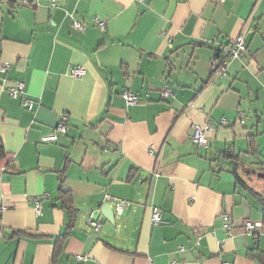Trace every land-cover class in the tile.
<instances>
[{"label":"crops","instance_id":"1","mask_svg":"<svg viewBox=\"0 0 264 264\" xmlns=\"http://www.w3.org/2000/svg\"><path fill=\"white\" fill-rule=\"evenodd\" d=\"M241 34L248 50L216 76L217 47ZM0 61V264H264L249 253L264 251V213L236 178L262 192L242 173L264 170V0H0ZM18 81L34 110L10 95ZM63 115L69 131L43 142ZM61 187L78 216L54 262ZM106 194L127 201L115 223ZM245 219L262 226L248 234Z\"/></svg>","mask_w":264,"mask_h":264},{"label":"built area","instance_id":"2","mask_svg":"<svg viewBox=\"0 0 264 264\" xmlns=\"http://www.w3.org/2000/svg\"><path fill=\"white\" fill-rule=\"evenodd\" d=\"M50 3V7L55 8L60 0H48ZM220 3H223L225 0H218ZM100 28L104 31L106 29V22L105 21H99ZM73 27L84 31L86 29V25L83 24L80 21H74ZM248 50V45L245 40V37L243 34L239 35L231 44H221L219 46L220 54L218 56L213 57L211 61V65L214 68V74L219 77H224L227 75V67L231 60H234L236 58H239L241 54ZM11 69V65L8 62H1L0 61V80H3L4 74L8 73ZM71 73L75 77H83L87 73V68L84 65H74L71 67ZM8 91L10 95L13 98H20L22 100V104L25 108L28 110H33L35 103L34 101L28 97L26 92V85L22 81H18L15 86H11L8 88ZM122 98L124 102L128 106L135 105L139 103V96L136 93H133L129 89H125L122 92ZM172 95V91L170 89H166L163 92V96L165 98H168ZM69 117L67 115H63L61 118V121L56 126L53 133L45 135L42 138L43 142H54L56 141L60 135H64L69 131V124H68ZM209 127V126H208ZM206 129L207 126H200L195 125L194 126V139L196 142H198L201 145H206ZM245 156L251 157L250 154H246ZM106 200L108 202H112L115 204V214L122 215L126 205L127 201L123 199H118L116 197H113L110 194H106ZM34 208L36 211V214L39 216L42 212V204L39 199H36L34 201ZM152 223L153 225H161L166 223L167 221L164 218L163 210L159 206H153L152 207V213H151ZM89 225L97 232H99L102 229L103 226V220L100 218H97L95 213L92 212L88 218ZM243 228L248 234H253L255 229L257 227L262 226V223L253 222L250 219H245L243 222ZM226 230L229 235L234 233L238 227H235L233 225H226ZM200 239L197 241V244H200ZM184 247H180V250H183ZM76 258L81 261H86L89 259L88 254H78L76 255Z\"/></svg>","mask_w":264,"mask_h":264},{"label":"trees","instance_id":"3","mask_svg":"<svg viewBox=\"0 0 264 264\" xmlns=\"http://www.w3.org/2000/svg\"><path fill=\"white\" fill-rule=\"evenodd\" d=\"M219 54H220V51H219V46H218L217 47V54L215 56H218ZM26 92H27V89H26ZM27 95H28V93H27ZM28 97L31 98L29 95H28ZM14 99H19L21 101V104H22V100L20 98H14ZM34 103H35V101H34ZM22 106H23V104H22ZM34 108H35V106H34ZM29 111H32V110H29ZM252 144H253V147H254V143L253 142H252ZM3 153H4V147L0 143V156ZM253 153H254V151L251 150V153H247V154H250L252 156ZM257 170L258 171H263V168H260V169H257ZM236 178H237L238 183L239 184H242L244 186V188L247 191H249L253 195V197L259 202V204L262 207V211L264 213V194L262 192L257 191L255 188L249 186L246 181H243V179L240 177V175L236 174ZM59 194H60V196H59L60 200L62 201L64 207L68 210V213L70 215V221H69V223L67 225L66 231L61 236H59V237L56 238L55 251H54V256H53V261L54 262L57 261V257L62 252L63 243L70 236L71 231L74 228L75 218H77V216H78V209H76V207L74 205V200H73V194H72V192L69 191V190H65V189H63V187H61ZM249 253H250V255L253 258H256V259H258V260H260L261 262L264 263V251H262L260 249H250Z\"/></svg>","mask_w":264,"mask_h":264},{"label":"water","instance_id":"4","mask_svg":"<svg viewBox=\"0 0 264 264\" xmlns=\"http://www.w3.org/2000/svg\"><path fill=\"white\" fill-rule=\"evenodd\" d=\"M249 173L256 174L258 177L264 179V171H258L257 169H250L247 170ZM103 212L105 213L106 217L112 222L115 223V217L116 214L113 211L112 205L111 204H106L104 205Z\"/></svg>","mask_w":264,"mask_h":264},{"label":"rangeland","instance_id":"5","mask_svg":"<svg viewBox=\"0 0 264 264\" xmlns=\"http://www.w3.org/2000/svg\"><path fill=\"white\" fill-rule=\"evenodd\" d=\"M242 175L244 176L245 179H248L249 182L254 184L259 190L264 192V179L258 177L256 174L253 173L248 175L242 173Z\"/></svg>","mask_w":264,"mask_h":264}]
</instances>
